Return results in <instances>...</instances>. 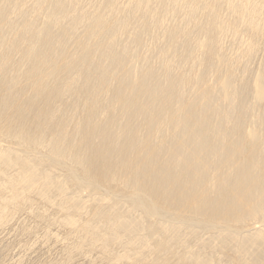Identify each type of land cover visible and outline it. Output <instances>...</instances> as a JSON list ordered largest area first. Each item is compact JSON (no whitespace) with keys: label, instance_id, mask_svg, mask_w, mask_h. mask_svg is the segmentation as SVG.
Returning a JSON list of instances; mask_svg holds the SVG:
<instances>
[{"label":"bare ground","instance_id":"6f19581e","mask_svg":"<svg viewBox=\"0 0 264 264\" xmlns=\"http://www.w3.org/2000/svg\"><path fill=\"white\" fill-rule=\"evenodd\" d=\"M0 264H264V0H0Z\"/></svg>","mask_w":264,"mask_h":264},{"label":"rangeland","instance_id":"374dc122","mask_svg":"<svg viewBox=\"0 0 264 264\" xmlns=\"http://www.w3.org/2000/svg\"><path fill=\"white\" fill-rule=\"evenodd\" d=\"M162 217L165 218V219H167V220H168V218H169V217H166V216H164V215H162Z\"/></svg>","mask_w":264,"mask_h":264}]
</instances>
